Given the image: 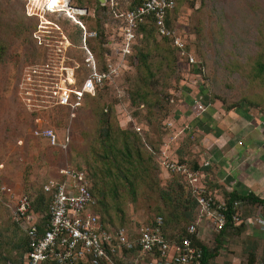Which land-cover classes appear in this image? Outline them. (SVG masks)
Listing matches in <instances>:
<instances>
[{
  "label": "rangeland",
  "instance_id": "obj_1",
  "mask_svg": "<svg viewBox=\"0 0 264 264\" xmlns=\"http://www.w3.org/2000/svg\"><path fill=\"white\" fill-rule=\"evenodd\" d=\"M51 1L0 0V184L16 194L36 193L48 176L65 165H78L87 170L99 165L92 150L96 151L99 144L97 117L102 106L110 107L118 127H127L133 120L147 143L160 146L168 157L188 159L196 164L212 161L206 148L208 132L216 134L224 126L235 140L238 134L233 126L250 129L254 125L264 135V0H180L172 15L175 32L195 63L174 57L168 41L157 33L145 38L137 36L131 51L133 54L147 52L151 75L133 59L127 60L111 80L95 87L93 95L84 94L82 105L73 110L56 106L44 97V102H38L40 106L30 105L24 72L29 65L44 61L56 67H73V85L79 87L87 74L86 52L98 64L101 41L107 40L105 46L113 49L110 41L115 40L118 32L119 15L128 8L130 0H68V7L63 3L52 5ZM31 3L39 10H45L46 4L53 8L52 13L45 11L44 17L57 23L67 39L65 49L57 56L50 54V47L43 44L49 37L39 40L34 36L38 19L27 15ZM66 10L81 22L85 33L65 17ZM51 38L52 44L61 39L59 35ZM139 86L143 92H149L152 101L154 93H160L148 120L144 117V108H134L128 102V94L132 90L139 92ZM129 118L132 120L128 121ZM235 118H238L236 122ZM223 121V125H218ZM35 126L52 127L59 136L67 129L66 152H59L45 140L33 136L31 130ZM259 141L264 144V138ZM262 144L260 148L264 147ZM172 178L177 179L156 166L149 170L148 177L136 180L135 191L118 187V207L109 199V208L103 211L93 195L94 211L104 222L131 230L134 224L158 213L164 216L165 207L159 193L167 190L171 182L181 181V178ZM199 180L205 186L203 175ZM183 193L186 194L185 188ZM5 203L4 196L0 195V264H20L22 236L11 223ZM238 213L243 219L241 229L248 231L235 236L229 229L213 264H237L231 259L233 256L239 258L238 264H246V253L252 249L257 256L253 264H264L261 208L240 202ZM181 225L166 223L165 228L172 232ZM217 231L210 219L202 218L197 237L212 248ZM229 253L233 256L229 257Z\"/></svg>",
  "mask_w": 264,
  "mask_h": 264
},
{
  "label": "built area",
  "instance_id": "obj_2",
  "mask_svg": "<svg viewBox=\"0 0 264 264\" xmlns=\"http://www.w3.org/2000/svg\"><path fill=\"white\" fill-rule=\"evenodd\" d=\"M175 2L176 0H142L141 3L121 14L120 38L111 53L120 57L131 53L133 29L144 17H149L153 21L159 34L173 37L172 43L182 48L183 43L179 36L164 27L166 11L172 10ZM29 6L31 7H27V15L37 16L38 19L35 38L43 40L44 36L49 37L43 44L45 47H50L48 50L50 54L57 56L65 49L67 39L59 31L57 23L44 17L45 11L52 13L53 10L47 4L44 6L45 10L37 9L33 3ZM65 17L84 31L81 22L74 16H69L67 11ZM54 31H59V34H51ZM57 35L61 39L54 40L57 43L52 44L51 37ZM86 53L84 61L87 74L79 87L73 85V67L61 65L56 67L50 65L48 61L29 65L23 74L24 84L28 88L27 93L31 95L28 99L31 100L29 104L40 106L38 102H44V97L51 99L52 104L56 106L76 109L80 106L84 93L93 92L105 77L116 74L123 64L122 61L117 65L108 62L105 70L98 71L93 57L89 52ZM187 62L195 63L192 54L187 55ZM31 133L45 140L49 147L59 152H65L68 147L67 129L59 136L52 127L35 126ZM158 162L163 170L183 176L192 191L196 192L199 205L198 222L202 218L210 219L216 230H219L224 223L220 213L223 203L214 195L213 198L201 195L203 185L199 180L200 174L189 168L185 162H179L175 157H168L161 149H159ZM201 165L206 166L207 163L202 162ZM40 189L47 195L48 200L45 209L34 210L32 204L34 193L16 194L8 186L0 184V195L5 198L10 217L20 224L26 236L27 251L23 256L22 264H150L139 261L137 257L134 259L136 254L148 255L150 261L159 264H200L201 250L191 245L188 238H182L177 244H167L164 241L160 217H156L153 222L134 224L131 239L122 227L102 226L98 216L92 211L95 201L88 191V182L84 173L80 170L65 165L59 168L56 174L46 178L41 183ZM239 205V201L233 202L235 209H238ZM231 219L232 222L239 223L236 215ZM194 231L197 233V229L192 224L186 227L187 233ZM123 249L126 250L125 253ZM113 255H117L121 261L115 263Z\"/></svg>",
  "mask_w": 264,
  "mask_h": 264
},
{
  "label": "trees",
  "instance_id": "obj_3",
  "mask_svg": "<svg viewBox=\"0 0 264 264\" xmlns=\"http://www.w3.org/2000/svg\"><path fill=\"white\" fill-rule=\"evenodd\" d=\"M142 0H130L128 8L125 10L132 8L133 6L141 3ZM180 0H176L174 7L170 11H166L165 19H164V27L175 32V25L173 23L172 15L175 10L178 2ZM117 17V16H116ZM67 18V17H66ZM121 15H119V19L121 21ZM120 25L118 26V32L115 35V40L112 42L113 47L119 40L120 36ZM157 33L164 40L168 41L173 51L174 57L177 56V59L183 58L187 61V55L191 54L187 51V48L183 44L182 48L176 47L172 43L173 37H166L157 32V28L153 21L149 17H144L141 21L136 23L135 28L133 29V39L131 41V48L134 45L137 36L146 37L148 35L151 36L152 33ZM100 33V32H99ZM173 34V35H174ZM107 41V40H106ZM106 41L98 42L97 44L101 45V59L98 64H96L97 70H105L106 64L109 62L112 65H117L119 62H123V64L128 60L130 62L133 59L138 66L142 67L148 75H151V70L147 64L146 54L147 52H138L133 54L132 51L128 55H124L122 57L112 54V47L105 46ZM103 54V56H102ZM138 54V55H137ZM113 57V58H112ZM115 57V58H114ZM131 57L130 59H128ZM137 59V61H136ZM86 76V75H85ZM84 76V77H85ZM83 77V79H84ZM111 75L105 77L101 83H105L106 80H111ZM82 79V80H83ZM100 83V84H101ZM102 83V84H103ZM101 84V85H102ZM144 84V83H143ZM146 86V84H144ZM139 92L137 90H132L128 94V102L129 105L134 108H144L145 113L144 117L148 120L151 115V108L154 105L155 101H158V95L160 93H154L153 97L154 101L151 100V95L148 91L143 92L144 90H140L142 86H139ZM86 94V93H84ZM81 97V103L83 102V96ZM92 95L94 93H91ZM149 99V100H148ZM169 102L172 101V98L168 99ZM79 106V107H80ZM227 110V108H225ZM165 112V111H164ZM113 114V113H112ZM111 109L108 106L100 107V112L97 117V121L99 124L98 127V147L97 150H92V156L94 160L100 162L99 165L92 166L90 170H87L82 166H72V168L76 170H80L84 173L85 179L88 182V191L90 195L94 198L93 195L97 197V202L100 204V207L103 211H106L108 206V200L114 204V207H118L119 200L118 196V187L122 186L127 188L130 192L135 191L136 180H143V177L149 176V170L152 168H156L159 166L158 162V154L160 146H153L152 143H147L146 138L144 137V133L140 130V127L135 123L131 118L128 121L132 122L129 126L121 128L118 127L115 121L112 119ZM165 113L162 112L161 117H164ZM69 144V143H68ZM68 148V147H67ZM67 150V149H66ZM66 152V151H65ZM182 158H178L179 162H187L189 168L201 174V171L204 170V166L201 164H196V162L190 160L181 161ZM174 174L177 179L172 178L171 180H180V182H171L170 186L164 192L159 193V197L162 199L165 213L164 216L161 213L154 215L151 219L144 221L145 223L153 222L156 217L161 218V232L164 241L167 244H177L182 238H188L191 242V245L200 248L201 250V258L200 264H213L215 257H217L220 252L219 249L221 247V243L223 240V236L229 229L232 232L238 233L243 229V219L241 214L238 213V209L233 207V202L239 201L248 206L258 205L261 208V213L264 216V201L262 198L255 195L253 192L248 191L244 194H240L235 190L224 191L222 190V194L220 196V200L223 203V209L220 210L221 216L224 218L223 226L217 231V235L215 237V246L209 248L206 244L202 242L197 237L196 231L192 233L186 232V227L189 224H192L196 229L198 226V213H199V205L197 203V194L192 191V188L188 184L187 180L175 173ZM178 175V176H177ZM49 177V176H48ZM47 177V178H48ZM46 180V179H45ZM183 188L186 189V194L183 193ZM34 193V192H33ZM184 194V195H182ZM204 197L213 198V195L209 193L206 187L203 185V193L201 194ZM47 195H45L41 189L39 188L38 192L34 193V201H33V209L43 210L45 209L47 203ZM6 207V205H5ZM8 212V216L10 218L11 223L15 226L17 231L20 232L22 236V250H21V262L23 263V256L27 251V240L23 230L20 227V224L11 219L8 208L6 207ZM93 213L98 216L99 222L102 226H110L112 228H124L120 225H113L107 222H104L98 213L94 211V207H92ZM236 215L239 219V223L232 222L231 217ZM245 219L249 218V216H244ZM166 223L178 224L182 223V225L175 229L172 232H168L165 228ZM126 230V228H124ZM39 230L41 228L39 227ZM128 233L129 239L133 234L132 229L126 230ZM18 247V246H16ZM125 253V249L122 250ZM263 255L264 250L262 247ZM113 261L119 262L121 259L117 255H113ZM262 257V256H261ZM257 259L255 254V250L252 249L246 253V264H253V262ZM260 258V256H259ZM261 261L264 262V256L261 258Z\"/></svg>",
  "mask_w": 264,
  "mask_h": 264
},
{
  "label": "crops",
  "instance_id": "obj_4",
  "mask_svg": "<svg viewBox=\"0 0 264 264\" xmlns=\"http://www.w3.org/2000/svg\"><path fill=\"white\" fill-rule=\"evenodd\" d=\"M237 119L233 121L236 122ZM223 123L224 121L218 125H223ZM233 127L235 133L238 134L235 140L231 139L232 132L223 129L224 126L220 127L216 134L206 132L208 134L205 136L206 148L209 150L212 161H208L209 166L204 167L200 176L205 177V187L215 198H220L219 194L222 192H219L220 190H235L240 194L251 191L264 201V147L260 148L262 143L259 141L260 138H264V135L260 134L254 125L250 126V129ZM244 230L248 231L244 228L234 235H239ZM251 235L255 236L254 233ZM230 255L232 254L229 253L228 256ZM136 257L139 261L159 264L150 261L148 255L136 254L134 259ZM232 258L237 264L239 263V258L234 256Z\"/></svg>",
  "mask_w": 264,
  "mask_h": 264
},
{
  "label": "bare ground",
  "instance_id": "obj_5",
  "mask_svg": "<svg viewBox=\"0 0 264 264\" xmlns=\"http://www.w3.org/2000/svg\"><path fill=\"white\" fill-rule=\"evenodd\" d=\"M58 3H63L64 5H66L67 7L69 6V1L68 0H52L51 1V4L52 5H56V4H58ZM53 9V8H52ZM67 11V10H66ZM67 14L69 15V16H73V15H71L68 11H67ZM74 21H75V19H73Z\"/></svg>",
  "mask_w": 264,
  "mask_h": 264
}]
</instances>
